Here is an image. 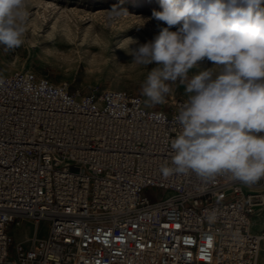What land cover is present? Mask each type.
Returning a JSON list of instances; mask_svg holds the SVG:
<instances>
[{"label": "built area", "instance_id": "1", "mask_svg": "<svg viewBox=\"0 0 264 264\" xmlns=\"http://www.w3.org/2000/svg\"><path fill=\"white\" fill-rule=\"evenodd\" d=\"M0 77V264H258L264 180L203 185L159 171L185 99L166 111L28 69ZM147 187L163 192L152 200ZM24 220L47 233L11 244L8 223Z\"/></svg>", "mask_w": 264, "mask_h": 264}, {"label": "clouds", "instance_id": "2", "mask_svg": "<svg viewBox=\"0 0 264 264\" xmlns=\"http://www.w3.org/2000/svg\"><path fill=\"white\" fill-rule=\"evenodd\" d=\"M28 2L0 0L5 51L24 43ZM161 4L151 18L167 26L145 43L128 38L134 46L127 52L136 65H155L141 86L150 106L166 103L177 81L185 87L187 99L175 116L179 130L168 142L170 160L160 166L161 175L195 174L203 185L225 175L245 185L264 180V0ZM125 14L116 5L108 10L109 19Z\"/></svg>", "mask_w": 264, "mask_h": 264}, {"label": "rangeland", "instance_id": "3", "mask_svg": "<svg viewBox=\"0 0 264 264\" xmlns=\"http://www.w3.org/2000/svg\"><path fill=\"white\" fill-rule=\"evenodd\" d=\"M113 5L127 14L109 19ZM153 10H163L161 0H29L24 43L8 51L0 46L1 71L9 75L28 69L56 84L65 81L69 91L81 94L124 89L141 96L146 107L167 111L175 100L187 99L185 87L177 81L166 103L150 106L141 86L155 65H136L127 53L134 46L128 38L145 43L167 26L151 18ZM196 71L190 70L189 77ZM162 192L147 187L141 194L153 200ZM47 228L44 220L20 225L9 222L11 244L28 235L44 236ZM252 229H264V212L254 215ZM258 264H264V246Z\"/></svg>", "mask_w": 264, "mask_h": 264}, {"label": "crops", "instance_id": "4", "mask_svg": "<svg viewBox=\"0 0 264 264\" xmlns=\"http://www.w3.org/2000/svg\"><path fill=\"white\" fill-rule=\"evenodd\" d=\"M24 222H27V223H33V222L30 221V220H24V221H20L19 223H17V225H20V224H22V223H24ZM33 237H36V236H35V235H34V236H30V235H28V236H26V237H24V238L16 239L15 241H20V242H23V243H25V244H30V243H31V240H32Z\"/></svg>", "mask_w": 264, "mask_h": 264}]
</instances>
